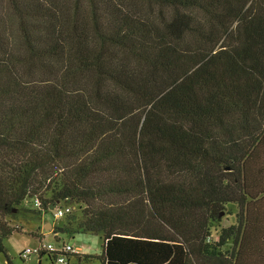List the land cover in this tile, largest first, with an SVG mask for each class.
I'll return each mask as SVG.
<instances>
[{"label":"trees","instance_id":"obj_1","mask_svg":"<svg viewBox=\"0 0 264 264\" xmlns=\"http://www.w3.org/2000/svg\"><path fill=\"white\" fill-rule=\"evenodd\" d=\"M24 202L67 262L264 264V0H0L5 264Z\"/></svg>","mask_w":264,"mask_h":264},{"label":"rangeland","instance_id":"obj_2","mask_svg":"<svg viewBox=\"0 0 264 264\" xmlns=\"http://www.w3.org/2000/svg\"><path fill=\"white\" fill-rule=\"evenodd\" d=\"M231 212V216H222L220 227H228L235 224V208H228ZM36 208L33 202H24L19 210H16L15 215L7 218L11 227H19L20 232H14L9 238L3 240V246L7 251V254L13 264H50L48 257L42 256L38 259V255H30L27 260L21 261L19 255L25 249H36L40 244L47 245L52 244L57 247L59 243L64 242L71 247L78 249L82 256L84 255H99L101 252L102 239L101 237L92 235L90 233H78L73 236H60L56 241L53 234H48L43 237L33 236L42 231V220L54 221L55 224H62L63 218L58 220L52 219V212L47 214L37 215L35 214ZM73 213L78 212L77 206H74ZM53 223V222H52ZM219 229V227H218ZM52 228L47 225L44 232H51ZM40 261V263H39ZM0 264H5L3 255L0 254ZM53 264L54 260H53ZM67 264H100L99 261L84 262V260L77 261L76 257L71 256L68 258Z\"/></svg>","mask_w":264,"mask_h":264},{"label":"built area","instance_id":"obj_3","mask_svg":"<svg viewBox=\"0 0 264 264\" xmlns=\"http://www.w3.org/2000/svg\"><path fill=\"white\" fill-rule=\"evenodd\" d=\"M34 206L37 208V204L35 202ZM74 210L73 206H61L57 210L53 212V217L55 219H59L64 217L66 214L71 213ZM45 256L47 254H50V257L54 258V263L55 264H67V260L65 259V255H80L79 250L71 247L68 244H65L64 242H61L58 244L57 247H54L52 244H47V245H39L36 247V249L30 250V249H25L21 253V259H26L30 255H42Z\"/></svg>","mask_w":264,"mask_h":264},{"label":"crops","instance_id":"obj_4","mask_svg":"<svg viewBox=\"0 0 264 264\" xmlns=\"http://www.w3.org/2000/svg\"><path fill=\"white\" fill-rule=\"evenodd\" d=\"M54 217L52 216V219H53ZM54 220V219H53ZM48 224H50V227L52 228V226H53V223H51V221L49 220V221H47V220H42V231H40V232H38V234H35L37 237H43V236H45V235H48V234H53L52 232H44V230H45V227L48 225ZM79 254L81 255V253L79 252ZM25 260H27V258L26 259H23V261H25ZM39 263H40V261H39Z\"/></svg>","mask_w":264,"mask_h":264},{"label":"water","instance_id":"obj_5","mask_svg":"<svg viewBox=\"0 0 264 264\" xmlns=\"http://www.w3.org/2000/svg\"><path fill=\"white\" fill-rule=\"evenodd\" d=\"M54 208H55V206L54 205H51L49 209L52 212V210H54ZM48 225L50 226V224H48Z\"/></svg>","mask_w":264,"mask_h":264}]
</instances>
